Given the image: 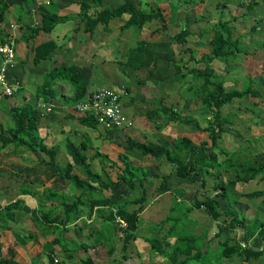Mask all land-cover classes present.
Wrapping results in <instances>:
<instances>
[{"label": "trees", "instance_id": "obj_1", "mask_svg": "<svg viewBox=\"0 0 264 264\" xmlns=\"http://www.w3.org/2000/svg\"><path fill=\"white\" fill-rule=\"evenodd\" d=\"M93 1L101 4L103 0ZM16 3L21 6L20 18L22 22L31 29L29 37H35L41 32L51 34L59 24H65L69 21L75 23L78 18H80L81 22H85L84 31L91 33L94 32L99 23H102L107 28L112 19L123 17L124 15H128V18L122 25L123 30L131 27L141 28L154 20L166 23V17L161 8L146 10L142 6L135 5L131 0H125L117 7L100 9L94 13L89 11V2L83 0L79 3L78 16L61 15L55 11L48 10L40 13L39 21L35 20L32 8L37 3V0H0L1 22L5 20L6 12ZM239 4L246 6L247 14H249L259 4V0H250L240 2ZM259 27L260 25H254L252 28L258 29ZM76 29L79 28L77 27ZM213 29V50L204 56V60H207L209 63L203 68L194 66L186 73L188 75L183 74L184 78L191 77L185 90L181 91L182 98L199 99L203 103L202 112L208 125L204 128L201 127L198 120L187 116L175 106L166 105L163 101H160L155 110L150 113L152 118L162 117L163 124L158 127L162 128L165 124L171 122L187 125L193 123L197 127L196 129L207 133L208 139L197 143L189 136H181V139L177 140L173 144V147L166 142H143L128 138V147L130 148H137L145 155L154 156L157 160H161L166 156L167 160L173 165L177 178L185 181L189 178L194 179L195 175H202V188L198 192L204 197L202 199L198 198V196L196 197L197 193H195L193 207H205L215 220H218L224 214L229 218V221L225 219L223 223H220L219 231L216 232L212 239L203 242L193 231H186L184 227H180V224L185 222L186 216L191 213L188 211L192 208L186 209L187 211L181 215L170 212L172 214L167 216L163 223V225L169 224L168 230L160 237L146 238L147 242L151 245V253L161 258L163 260L162 264H221L223 259L231 260L234 255H240L247 261L253 258H262L264 262V247L256 249L247 246L245 242L227 237L224 232L225 229L234 230L237 226L243 225L246 229L243 239L246 242H250L257 232L264 235L263 222L254 220L255 222L249 223L246 217L241 218L240 213L234 209L235 203L243 197L254 198L264 196V186L254 191H243V189L238 188V186H245L260 177L264 181V166L253 158L248 159L247 162L237 161L238 159L234 160L232 156L221 159L220 154H224V151L221 150L219 145L222 136L227 132L225 122L229 117L223 115L225 106L233 103L235 99L259 96L257 90L252 85L253 82L255 83L256 78L249 77V81H247L248 85L242 89L233 88L228 90L224 84L223 77L215 74L214 67L211 65V62L216 59L225 58L227 60V58L237 56L242 52L248 55L252 52L251 48L253 47L254 51H257L261 45H264V41H258L252 46L243 44L240 36H235V27L232 25L231 20H220L213 26ZM59 30H57V33ZM64 31L68 33L69 28L67 26L64 27ZM68 34L69 36L71 35V33ZM189 34L190 31L187 28L180 30L179 33L171 38V42H169L167 47L172 46L173 43L185 45ZM157 45L159 43L147 40L140 41L138 46L128 55L127 63L132 65L136 63L139 70L147 69L154 76H157V73L161 72L162 69L164 72H167L171 69V63L173 65L177 64L174 62L175 60H172L168 65H160L161 68L158 70L156 63L160 55L162 59L169 55L156 50L155 47ZM58 46V42L54 39L37 45L35 47V63L50 55ZM172 51L173 49L171 48L170 53ZM192 57L195 62L198 61L196 56ZM148 58L154 61L153 66H150L152 63L149 66L147 65ZM62 78L75 85L74 101L86 94L88 82L78 69L71 66L65 67L64 70L55 69L50 72L39 88L37 97L49 99L50 95H53L54 92L52 82ZM161 80L162 78H157L156 83H160ZM158 113H162L163 116H160ZM42 114L43 111L40 105L32 103L29 100H24L21 104L12 105L11 116L14 126L5 129L0 125V148L7 146L14 147V153L18 150L30 151L34 154L43 152L49 156L50 165L56 168L54 176H61L69 180L81 192L74 196L73 202L54 201L51 203L49 209L43 211H38L36 208L26 205L22 199L7 203L4 206L0 205V231L11 229V222L17 221L15 210L24 208L27 213L31 214L32 220L43 236H48L50 233L54 234L53 240L46 241L44 245V253L47 254L49 262L51 264H68L69 261L75 259L76 254L74 252L78 248V241L75 242L76 240H72L67 236L69 229L85 223L88 219L93 220L95 217H100L103 224L101 233L105 236V239L97 242L92 247L83 242L79 244L86 249L94 250L99 248L100 250V248H105L107 256L111 258V261L103 264H124V260L130 259L132 256L129 253V243L139 238L140 211L129 210L127 205L130 202L119 203L113 194L96 198L90 195V191L107 189L111 185L118 183H123L127 187L134 189L142 187V195L131 202L133 204L144 203L147 199L145 183L153 173L150 171L145 172L142 166L133 164L126 155H121V159L125 165L120 167L116 180L112 178L111 171L106 167L105 163L102 164V171L106 175V179L104 180L100 173L94 171L91 166L92 161L96 158H100L103 161V155L99 149H96L94 154L89 156L82 150V148L88 146L87 144L82 143L78 145L70 140V138H67V149L71 160L65 166H60L57 163V149L54 146L47 145L44 142L45 137L40 135L39 129ZM84 120L92 128L98 125V121L93 116H86ZM107 131L112 133L115 130ZM76 165H81L85 169L87 173L86 177L76 172ZM223 170L235 173V178L223 181L219 180ZM210 176L215 179L210 181ZM169 177H173L171 173L162 176L163 180L159 186L160 190L164 189ZM194 181L197 182L196 179ZM210 182H212V185ZM30 191L23 189L24 194L30 193ZM46 191L58 196V192L55 189L46 188ZM210 192H216L215 196L209 194ZM220 198L227 202V206L223 207V210L219 209L221 205ZM174 201H177V203L181 202L177 198H174ZM85 205H87V209ZM174 205L177 206L176 203ZM178 207H175L173 210ZM95 208L99 209L97 216L96 212H94ZM105 209L107 210L105 211ZM118 217L126 221L127 225L125 227H122L117 221ZM173 237L176 238L171 240ZM119 248L121 254L116 255ZM8 253L9 256H6L0 249V264H38V258L41 255H38L33 260L31 259L32 261L28 263H22L15 259L17 253L13 246L8 248ZM77 260L79 261L80 259L76 257L75 263ZM83 263L97 264L98 262L94 256L88 255L83 260Z\"/></svg>", "mask_w": 264, "mask_h": 264}, {"label": "rangeland", "instance_id": "obj_2", "mask_svg": "<svg viewBox=\"0 0 264 264\" xmlns=\"http://www.w3.org/2000/svg\"><path fill=\"white\" fill-rule=\"evenodd\" d=\"M41 1V0H39ZM48 1V0H47ZM67 1H76V0H67ZM125 0H109L107 1L108 6H117L119 3L123 2ZM142 1H147V4H145V9L149 10V8H156L159 7L156 4L155 0H137V3H142ZM177 2H182L185 0H176ZM230 1L233 0H203L201 3H198V8L195 9L194 12L189 13V16L192 17V14H197V12L201 13V17H204L202 20H210V24H212V32L214 31L213 26L217 24L220 20H232L231 23L235 27V36L240 35L241 41L243 44L247 46L255 45L258 41H264V0H260L259 2L262 5L256 6L249 14H247V8L245 6H242L239 4L240 0H234L233 2L237 1L235 4H232ZM248 1V0H246ZM44 2V1H41ZM50 3V7H46L45 9L50 10H57L56 6H63V2H66L65 0H50L48 1ZM146 3V2H145ZM38 4V3H37ZM45 6L48 5L47 3L44 4ZM56 5V6H55ZM67 5V3L65 4ZM156 5V6H155ZM16 6H19L18 3H16ZM38 9L43 8L42 4H38L36 6ZM35 8V7H33ZM92 9V8H91ZM89 10L90 12H95L94 9ZM12 9H9L8 12L5 14V25L9 26L11 22L16 20V16L13 14ZM38 11V10H37ZM44 11V10H41ZM74 12V8H68L67 10H63V12ZM173 10H169V16H171V12ZM164 13V12H163ZM203 13V14H202ZM239 16V20H233L235 17ZM193 18V17H192ZM191 18V19H192ZM3 21V22H4ZM214 24V25H213ZM203 24L200 23V25L194 24V26H197L199 29ZM254 25H260L258 29H253L252 27ZM69 28V32L71 34H75L78 32L76 29L77 27L82 28L81 24L74 23L72 21L66 22L65 24H59V26L56 28V30L51 33L52 38L58 42V45L61 46L64 44V41L62 38L60 39L59 36L55 35L57 33V30L60 28L66 27ZM154 26V24H152ZM151 27V26H150ZM59 28V29H58ZM72 28V29H71ZM120 29V24H116L115 28L111 27V30L113 32L117 33V30ZM7 30V28H6ZM26 31H30L29 29H26ZM62 32V31H61ZM61 32H59L61 34ZM65 32V31H64ZM154 33V32H153ZM152 33V34H153ZM214 35V33H212ZM66 35L69 36L68 33ZM197 35V34H196ZM213 35H211V40L213 38ZM150 38V37H149ZM146 38V39H149ZM152 38V37H151ZM120 39V36L118 39L114 38L115 43H113L116 47L117 40L118 42ZM145 39V40H146ZM196 37H190L191 41L196 40ZM210 40V39H209ZM196 43V41H194ZM70 42H68L69 45ZM188 44V41L185 45ZM118 45V43H117ZM138 46V44H137ZM177 46V48H175ZM182 44H176L174 45V49L170 56L174 59H177L179 61V67L175 68L172 67V71L164 72L163 70L159 73H157V76H154V74H148V77L150 79L153 78H162L160 82L166 80L167 78L170 79V83H172L171 87V93L170 96L172 99H170L169 104L173 103L178 109L182 110L184 114L187 116H191L193 119H196L200 122L201 127H206L208 123L206 122V119L203 115L202 108L203 103L199 100H191V101H185L183 102L180 100L179 92L177 91L176 87L183 83L185 80V83L190 79L191 76H188L187 78L183 77V74H186L188 71L187 69H191L193 66L190 61L182 63L181 56L184 55L183 52H186L185 49L181 48ZM213 41L210 43L211 51L213 50ZM254 48V47H253ZM251 48L252 50H254ZM189 51V50H187ZM17 52V51H16ZM121 53L126 52V47L122 48L120 50ZM254 51H252L253 53ZM187 53V52H186ZM122 55V54H121ZM188 55V53H187ZM116 56V55H115ZM179 58V60H178ZM117 59L125 60V57L122 55L120 57H117ZM136 59V58H135ZM162 57H160L157 60L158 70L161 68L160 63ZM150 61V62H149ZM117 63H114V67L116 69L122 68L123 64H119L120 61H116ZM152 63V64H150ZM154 61L149 59L147 61V65L153 66ZM188 63V64H187ZM209 62L207 60L204 61H197L195 63L196 66H199L201 68L206 66ZM110 64V63H109ZM182 64V65H181ZM187 64V65H186ZM194 64V62H193ZM134 65V64H133ZM211 65L214 67L215 74L218 76H222L224 79V84L228 90H231L233 88L242 89L244 86L248 85V78L254 77L256 78L255 83L253 82V87L257 90L259 96L257 97H245L243 99H235V101L231 104H228L225 106L223 115L229 117L228 120L225 122V126L227 127V132L222 136L220 140V147L221 150L224 151V154H220L221 159H225L227 156H232L233 159H238L237 161L241 162H247L248 159H254L257 162H259L261 165L264 166V45H261L258 50L254 54H245L244 52L239 53L237 56L227 58H220L216 59L213 62H211ZM174 66V65H173ZM177 67V66H176ZM100 70L99 68H97ZM177 69V71H175ZM138 69H134V71ZM185 70V71H182ZM117 71V70H116ZM136 71V72H137ZM175 71V73H174ZM168 73H171L168 75ZM159 74V75H158ZM119 75V74H118ZM142 76V74H140ZM188 75V74H186ZM166 78V79H165ZM118 79V78H117ZM143 80V77H142ZM63 81V80H62ZM98 85H109V82H106L104 80H97L95 81ZM58 80H55L52 82V86L54 88V85H59ZM72 84V85H71ZM69 89L74 91L75 85L71 83ZM65 90L61 88L60 86L55 87L54 93H62V91ZM66 91V90H65ZM67 92V91H66ZM15 95V94H14ZM13 96V95H12ZM124 99H128V96L123 94ZM168 101V100H166ZM48 110V109H47ZM9 117V116H8ZM5 119V117H4ZM146 125L143 122H140L139 125L136 126L137 135L143 130L146 138L156 140L159 138L160 130H163L165 132V140L169 141L170 143L175 142L180 135H188L191 136L194 142L200 143L202 140L208 139V135L206 132H201L195 125L192 123L190 125L179 123V122H173L169 124H165L162 128L158 127L161 124H163L162 117L157 118H147ZM8 120V119H7ZM6 120V121H7ZM58 123V122H56ZM4 126H8L10 124L9 120L5 123H3ZM135 125V124H134ZM14 126V123H13ZM145 126V127H144ZM162 126V125H161ZM60 128H56V132L54 128L51 129H45L43 127H40V135L45 137L44 142L49 146H55L57 149V163L60 166H65L69 160H71L70 154L68 153L65 137L69 136L70 140L74 141L76 144H100L103 140L102 138L97 139V133H94V137L91 135V139L87 133H84L86 131L84 128L81 129V135L77 136V133L73 132L74 130H70L67 124L63 127L62 132H60ZM90 129H94L92 127H88ZM79 130V129H78ZM88 131V129H87ZM70 133V134H69ZM62 136L60 139L59 137ZM80 137H82V140H80ZM140 138L142 137V134L140 135ZM82 141V142H81ZM94 142V143H93ZM210 142V140H209ZM98 147V146H97ZM102 148V146H101ZM110 148V147H109ZM13 148L7 146L5 148H0V205L4 206L7 203L16 201L17 199H24L23 202L26 205L31 206L32 208H36L39 210H46L50 208V205L52 202H73L74 201V193H75V187L69 180L61 177V176H54L55 173V167L50 165L49 163V156L44 154L43 152H38L36 154H33L31 152H19L14 153ZM98 149V148H96ZM83 152L88 155L93 154V150H90L88 146L85 148H82ZM140 156V155H139ZM138 163L140 162L142 165L149 166L152 168H155V170L160 169L155 167V159H149L144 157H136L135 159ZM118 163L121 164V161L118 160ZM236 161V162H237ZM111 161L107 160V163L109 164ZM92 168L94 171H98L101 175V177L105 180L106 175L101 170V166L98 162V159H94L92 163ZM149 167L144 168L145 172L151 171ZM109 169V168H108ZM75 170L77 173L81 174L82 176L86 177L87 173L84 168L81 167V165H76ZM110 170V169H109ZM154 170V169H153ZM154 170V171H155ZM111 176L114 179H117V174L115 172H111ZM201 176L202 175H195L194 179H196L197 182L192 179V181H182V183H178L175 185L176 182H174L173 177H169L167 179V183L164 187V189L157 190V183L155 179L152 178V181L150 183L145 184L147 188H151L154 193H151L150 191V197L146 204L140 205V207L145 206V210L142 213V219L139 223L138 228V234L139 238L136 241H131L129 243V253H131V258L128 260H124V264H162V259L159 258L156 255H153L151 253V245L149 242H147V237H156V236H162L167 230L169 224L163 225L165 219L167 216H169L170 212H174L173 214H183L185 212V207L183 210L178 211H170V206H174L176 203L177 206L182 207L183 202L171 201L170 198V191L177 192V187L175 190H173L171 187L173 186H181L183 187L189 197L186 201V203L190 204L195 199V193L196 197L203 198L204 196L201 195L198 190L202 188L201 186ZM235 173L229 172L226 170L222 171V176L219 178V180H228V179H234ZM261 178V177H260ZM257 178L254 181L249 182L245 186L243 185L238 186L239 189H243V191H254L259 190L263 188L264 181L263 179ZM210 181L215 179L214 177L210 176ZM174 182V184H172ZM152 184V185H151ZM212 185V182H210ZM210 185V186H211ZM241 187V188H240ZM30 188L32 191H30V195H22L24 193L23 189ZM46 188H51L57 190V195L55 196L50 194L48 191H46ZM59 190H61L59 192ZM129 188L127 186H123L121 184H116L113 187V191L118 195V199L120 201H124L121 194L129 192ZM139 191V193H138ZM133 196H138L142 194V187H139L136 190H133ZM162 193V197H158ZM191 193L193 195H191ZM100 196H105L107 191L100 192ZM209 194H212V196H215L216 192H210ZM94 195V194H93ZM23 198H22V197ZM156 199H155V198ZM152 200V201H151ZM233 202V201H231ZM23 203V204H24ZM220 207L219 209L223 210V207L227 206V202L224 201V199L220 198ZM140 203H136L134 206L139 205ZM139 208V207H138ZM234 209L240 213L241 218L246 217L248 219V222H255L254 220H260L264 223V196L261 197H254V198H246L243 197L239 199L235 205ZM107 209H105L106 211ZM177 210V209H175ZM16 211V222H11L12 227L11 229L2 230L0 231L1 237H0V249L2 250V253L6 256H9L8 248L14 247L16 249V256L15 259L22 262V263H28L32 261L34 258H36L38 255L40 257L38 258V264H51L49 262V258L46 253H44V245L45 242L48 240H53L54 234H49L48 236H43L41 232L37 229L34 221L31 218V214L27 213V211L24 208H19ZM142 211V210H141ZM176 212V213H175ZM98 215V212H96V216ZM187 218L185 219L184 223L180 224V227H184L186 231H193L197 234V236L203 241L207 242L210 239H212L216 232L219 231L220 223L224 222L226 219L229 221V218L224 214L222 217H220L218 220H215L211 217L210 212L205 207L201 208H195L193 212L189 213ZM101 218L95 217L93 220H87L85 223H82L76 227H73L69 229V233H67V236L70 237L72 240L78 241V248L74 252L76 254V257H78L80 260L75 263L74 260L69 261L68 264H84L83 260L88 257V255H92L96 258L97 264H103L105 262L111 261V258L107 256V250L99 248L96 249H86L79 243H86L90 245L91 247L94 246V244H97V242L104 240L105 236L102 235V231L98 227L100 226ZM102 224V223H101ZM225 234L227 237H230L234 240H238L241 242H245L247 246H251L256 249H261L264 247V235L257 232V234L250 240V242L244 241V235L246 233L245 227L243 225H239L234 230H228L225 229ZM101 235V236H100ZM176 237L171 238V240H174ZM121 246V245H120ZM58 247V246H57ZM59 248V247H58ZM121 254L120 248L117 251L116 255ZM64 258V257H63ZM32 259V260H31ZM221 264H264L262 258H253L249 261H247L245 258L241 257L240 255H234V257L231 260L223 259Z\"/></svg>", "mask_w": 264, "mask_h": 264}, {"label": "crops", "instance_id": "obj_3", "mask_svg": "<svg viewBox=\"0 0 264 264\" xmlns=\"http://www.w3.org/2000/svg\"><path fill=\"white\" fill-rule=\"evenodd\" d=\"M41 1L37 0V3L42 4L43 8L38 9L36 7L38 6L37 3L33 5V7L35 8L32 7L34 13L33 16L35 20H38L40 18L41 16L40 13L42 12L41 10L44 11L50 10V9H45L46 7L51 6L50 3L48 2L50 0L48 1L41 0ZM65 1L66 2H63L64 4L63 6L55 5L57 10L54 11L61 15L78 16L79 14L78 11L80 9L79 3L82 2L83 0H76V1L65 0ZM87 1L90 4V9L92 8L94 9V11L104 8H114V6H108L107 1L109 0H103L101 4L94 2L93 0H87ZM131 1H133L135 5L142 6L143 8L145 7V4H147V8L148 5H151L148 4L147 1H142V3L141 2L137 3V0H131ZM155 1L156 4L159 6L156 8H161L162 11L164 12V15L166 17V23H162L159 20H154L152 22H148L141 28L131 27L123 30L122 25L125 23V20L128 18V15H124L123 17H116L112 19L109 22L107 28H105L102 23H99L96 26L94 32L91 33L84 31L85 22H81L80 18H78L76 19V23L78 24L80 23L82 28H80V30L77 29L78 32H76L75 34H71L70 37L66 35L67 32L66 33L64 32V27L61 28L58 31L57 36H59L60 39L62 38L64 44L58 46L54 51L50 53V55L43 58L38 63H35L34 61L35 47L44 41L53 39L52 35L45 32H41L35 37H29L31 29L28 28L20 18L21 6L20 5L16 6V4H14L10 9L13 10L12 12L16 16V20L11 22L9 26H7V24L5 25L6 23L5 21L4 22L0 21V39L12 40L14 42V46L17 51V64L9 70L8 77L10 78V81L12 83H14L16 80H19L21 82V89L15 95L8 96L4 94L3 87L0 85V125L3 126L5 129L12 128L14 123L13 118L11 116L12 105L21 104L24 100H29L32 103L39 104L41 110L43 111L40 127H43L45 129L54 128L56 132L57 131L56 128H59L61 125L60 132H62V129H64L63 127L65 126V124H67L70 130L73 129L74 130L73 132L77 133V136H80L82 134L81 129L83 128L86 130L84 131L83 135L87 133L90 138L91 135L94 137V133H97L98 134L97 139L102 138L103 141L100 144H96L93 142L94 145L90 144L88 145V148L90 150H93V154L96 148H98L99 151L102 153L103 161H101L100 158H96L98 159V162L101 166V170H102V164L105 163L106 167L109 168L111 172H115L116 174L117 172H120V167L125 165L124 161L121 159V155H126L128 159H130L133 162V164L147 168L149 166L142 165L140 162L138 163L135 159L136 157H144V158L148 157L149 159L152 158L155 159L156 162L154 165L156 168L160 169L161 171L155 170V168H152L153 166L149 167V169L151 170L150 172L153 173V175L149 177L147 183H150L152 181V178L155 179L156 183L158 182L157 190H160L159 186L163 180L162 176L169 173L172 174L173 180L174 182H176L175 185H177L178 183H182L183 179L176 177L175 175L176 171H174L173 165L167 160L166 156H164L163 159L161 160H157L154 156L145 155L137 148L128 147V142H129L128 138H132L134 140H139L143 142L145 141H152L157 143L166 142L170 146H173V144L178 140L177 138V140L172 143L165 140L164 137L165 132H163V130H160L161 137L159 136V138L156 140H152L149 138L147 139L143 130L138 135L136 134L137 133L136 126L139 125L140 122H143L146 125V120H148L147 118L149 119L152 118L150 116V113L153 110H155L156 106H158L160 101H163L168 106L174 105L173 103L169 104L170 99H172L170 96L172 83H170L171 80L168 78L167 79L165 78L166 80L163 79V81L160 83H156L155 78L150 79L148 77L149 71L147 69L139 70L136 63L134 65L127 63L128 55L132 52L134 48L137 47V44L140 41L150 37L149 39L146 40L150 42L159 43V45L155 47L156 50H158L160 53L164 52L169 55L168 57L161 59L162 60L160 63L161 66L168 65V63H171L172 60H175L174 62H176L177 65L173 66V63H171L170 65L171 69L168 70L167 72L172 71V67L178 68L180 66L179 61H177V59H174L170 56L171 48L174 49V45H176L177 43H173L172 46L170 47L169 46L167 47V45L169 44V42H171V38L175 34L179 33L180 30H185L187 28L190 31V34L187 37L188 44L182 45L181 48L185 49L188 55L186 52H183L184 55L186 56H181V61L182 63L190 61V63H192L193 65L190 67L193 68L194 66H196L195 65L196 62L194 61L192 56H196L198 61L200 60L204 61V56L211 52V47H210V43L212 42L211 35H213L212 33H214V31L212 32V24H210L209 22L210 20H202L204 17L200 18L201 16L200 12H197V14H192L193 18L189 16V13L194 12L195 9H197L199 6L198 3L200 4L201 1L203 0H185L182 2H177L176 0H165V1L155 0ZM233 1L230 2L232 4H235L237 2V1L235 2ZM123 2L119 3V5L122 4ZM240 2H246V0H240L239 3ZM45 3H47L48 5L45 6L44 5ZM66 3L67 5H65ZM259 4L263 6V4H261L260 2ZM71 7L74 8L73 13L68 11L63 12V10H67L68 8L70 9ZM149 9H151V7ZM170 9L173 10V12L170 11L171 16L168 15ZM238 17L239 16L235 17L233 20H239ZM35 23L38 24L37 22ZM200 23L203 24L202 25L203 27H201V29H199L197 26H194V24L200 25ZM116 24H120V29L117 30V33L111 30V27L115 28ZM152 24H154V26H152ZM25 28L29 29L30 31H26ZM59 32H61V34ZM119 36H120L119 39L120 42H118L117 40L118 45L116 43V47H115V45L113 44L115 43L114 38L118 39ZM190 37H196L197 39L194 40L196 41V43L194 41H191ZM68 42H70L69 45ZM125 47H126V52L121 53L120 50ZM175 48H177V46H175ZM254 50L251 49V51ZM255 52L256 51H254L253 53L250 52L249 54H254ZM121 54L125 57V60L117 59V57L122 56ZM116 61H120L119 64H123L122 68L116 69L114 67V63H117ZM71 66L78 69L80 73L83 75L84 79L88 82L86 94L83 95L82 98H79L78 100L83 99L88 94H91L92 92L96 91L101 87L115 88L121 93L124 110L126 114L135 121V125L131 128H124V129L112 131V133H110V131L108 132L100 124H98L94 129L88 128L90 126L87 125L86 120H84L86 116L79 114V112H77L74 107L75 103L78 101V100L74 101L73 99V96L75 95V88L74 91L70 90L69 87L72 84L70 81H67L64 78L56 79L58 80V82L61 83H59V85H54V89L55 87L57 88V86H60L61 88L65 89L67 92L65 90H63L62 93L60 92L58 94L53 92V95H50L49 99L37 97L39 88L45 81L46 76L50 74V72L54 71L55 69L64 70L65 67H71ZM97 68H99L100 70H98ZM134 69H138V71L137 70L134 71ZM175 71H177V69H175ZM186 71L189 72V69H187ZM140 74H142V76ZM170 74L171 73H168V75ZM100 79L109 82V85L101 86L96 84L95 81L97 80L99 81ZM185 80L183 83L179 84L176 87L177 91L179 92L180 100H182L183 102L193 100L191 98L185 99L181 97V91H184L188 85V81L185 83ZM123 94L124 97L126 94L128 96V99H124ZM158 114H160V116H163L162 113H158ZM154 118L155 117H153L152 119ZM7 119L9 120L10 124L8 126H4L3 123L7 122L8 121ZM141 134L142 137H144L142 139L140 138ZM181 136H186V135H180L179 137ZM59 138L61 139L62 136H60ZM67 138H69V136L65 137V141H66L65 145H67ZM80 140H82V137H80ZM11 148H13L12 150L14 152V147ZM19 152H26V151L18 150L15 153H19ZM29 152L30 151H27V153ZM117 158L118 160L121 161V164L118 163ZM107 160L111 162L108 164ZM185 181L191 182L192 179L189 178L188 180ZM174 182H172V184H174ZM118 184L126 186L123 183H118ZM114 186L115 185H111L107 189H103V190L99 189L94 192L90 191V195L96 198H101L104 196H100L99 193L107 191V193L110 194H106L105 196H110L111 194H113L119 203L130 202L127 205L128 209L140 211V220H141L142 219L141 212H143L146 209L145 206L140 207L141 203L137 206H134L135 204L131 202L133 200H136L142 195L140 194L138 196L137 194V196L135 197L133 196L132 191L138 189L139 187H136L135 189L127 187L130 190L125 194L124 193L121 194L124 201H120L117 198L118 195L113 191ZM176 187H177V192L180 189L178 192L179 195H177L175 191H170L169 193H170L171 201L173 202L174 198H177L178 201L181 200V202H183V206L176 208L177 210L174 211L183 210L185 207L184 209L185 211H187L186 209L188 208H192L188 212H193L195 209V207H193L194 200L190 204L186 203L187 199L191 196L188 195L187 191L181 186H173L171 188L175 190ZM151 188L149 189L146 187L147 199L142 204H146L147 201L151 199L149 198L151 195L150 191L151 193H154V191H152ZM26 189L32 191V189L30 188H26ZM60 191L61 190H59V192ZM80 192H81L80 190H77L75 188L74 196L80 194ZM142 192H143V188H142ZM162 193L163 192H161V194L158 195V197H162L163 196ZM22 195H30V193L22 194ZM191 195L193 194L191 193ZM181 197H184L186 201L184 198L182 199ZM175 207L177 206L171 205L170 211H173ZM85 208L87 209V205H85ZM94 212H99V209L95 208ZM101 223L100 226L98 227V231L99 229L101 230L103 228V224Z\"/></svg>", "mask_w": 264, "mask_h": 264}, {"label": "built area", "instance_id": "obj_4", "mask_svg": "<svg viewBox=\"0 0 264 264\" xmlns=\"http://www.w3.org/2000/svg\"><path fill=\"white\" fill-rule=\"evenodd\" d=\"M0 60V85L5 95L12 96L21 89L19 80L12 83L8 77L9 70L17 64V52L12 40L0 39ZM74 107L83 116L95 117L106 130L131 128L135 124L124 110L121 93L112 87L97 89L78 100ZM117 221L122 227L127 225L121 217Z\"/></svg>", "mask_w": 264, "mask_h": 264}]
</instances>
